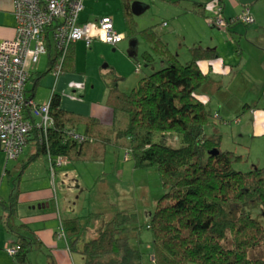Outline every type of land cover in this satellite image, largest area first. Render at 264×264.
Instances as JSON below:
<instances>
[{"label": "trees", "instance_id": "trees-1", "mask_svg": "<svg viewBox=\"0 0 264 264\" xmlns=\"http://www.w3.org/2000/svg\"><path fill=\"white\" fill-rule=\"evenodd\" d=\"M135 1L120 0L127 36L134 34L128 19ZM156 43L161 44L159 39ZM74 49L69 48L62 71H74ZM216 56L215 49L200 47L191 51V59L184 65L171 59L156 70L152 55L143 52L145 65L154 68L129 92L108 90L107 104L114 115L106 129L94 117L63 109L60 95L53 94V124L47 128L34 126L17 159L6 155L7 161H19L21 170L13 180V196L9 200L0 198V204L9 214L15 212L22 174L36 158L47 157L48 169L68 167L75 162L104 160V152L97 155L96 151L111 147L123 151L124 159L133 161L135 169L155 168L166 190L146 225L151 232L152 252H143L124 236L130 230L128 225L138 220L133 213L115 212L97 222L101 226L96 235L88 237L87 233L93 231L87 228L88 222L84 224L82 215L63 218L59 211L56 217L64 231L57 229V237L81 254L83 264H264V257L247 256L250 249L264 244V168L254 163L245 171L235 169L236 163L248 157L223 150L220 138L207 136L208 113L196 95L208 77L200 62ZM136 64L141 71L142 63ZM27 93L26 98L31 99V92ZM24 114L34 125L39 121L27 109ZM80 125L84 131H79ZM233 209L238 211L234 213ZM51 210L50 205L47 211ZM19 225L12 245L18 249L14 261L30 264L29 254L43 242L27 224ZM131 229L137 237L140 226L134 224Z\"/></svg>", "mask_w": 264, "mask_h": 264}, {"label": "rangeland", "instance_id": "rangeland-1", "mask_svg": "<svg viewBox=\"0 0 264 264\" xmlns=\"http://www.w3.org/2000/svg\"><path fill=\"white\" fill-rule=\"evenodd\" d=\"M136 1L148 6L141 14L134 11L129 14V25L134 34L128 33L129 36L116 47L99 40H95L97 43L94 42L90 48L82 41L76 43L74 72L83 77L86 86L70 84L67 95L76 100L86 97V100L99 104L110 88L129 92L140 78L153 70V67L145 65V51L152 55L155 68L159 70L168 65L171 59L184 65L191 59L194 49L213 48L217 56L200 62L201 69L207 72L208 77L207 82L196 92L208 113L205 133L208 137L220 138L223 150H234L248 157L247 161L236 163L235 169L245 171L251 169L254 163L264 168V0H256L245 6L239 0H221L220 3L219 0ZM219 4L224 9L222 14L230 21H219L215 13ZM245 8L249 9L250 22L243 19ZM83 11L82 17L86 19L109 15L119 30L126 31L119 0H87ZM133 39L137 41L136 46L131 44ZM158 39L161 44L156 43ZM138 61L142 63L141 71L136 64ZM46 67L45 59L39 64L38 71ZM52 78L49 71L39 81L38 96L41 92L46 93L43 103L49 101ZM84 89L86 96L81 94ZM83 108L78 106L76 109ZM100 117L104 120L102 128L109 127L106 115ZM79 131H84L82 125ZM103 152L104 160L74 163L78 176L69 177L62 186V189H70L68 196L71 203L68 204L77 215L84 217V224L89 223L87 228L93 233H87L88 237L96 235L98 226H101L97 222H102L117 211L135 214L138 220L128 225L130 230L124 236L130 237V242L137 244L143 252L151 253V232L146 225L150 220V212L155 210L158 200L166 191L158 171L155 168L135 169L133 161L124 159L123 151L111 147L96 151L97 155ZM43 157L40 156L41 159L34 164L32 161L22 176H44L47 169L45 166L44 170L42 164L44 161L47 165L49 163L46 158L42 160ZM58 168L52 166L48 169L53 193L51 207L56 214L61 211V200L57 196L58 183L61 181L58 179ZM62 177L63 180L68 179ZM79 181L80 187L77 184ZM38 182L37 179L29 180L22 183L21 187L31 189ZM233 210L234 213L238 211ZM251 211L257 209L252 208ZM56 221L59 229L58 220L53 219V222ZM134 224L140 226L137 237L132 235ZM14 227H11L13 231L20 230L19 223H15ZM60 231H64L61 224ZM3 252L16 258L17 252L11 255L9 248ZM247 256L253 259L264 257V244L250 249ZM6 261L15 264L10 259Z\"/></svg>", "mask_w": 264, "mask_h": 264}, {"label": "built area", "instance_id": "built-area-1", "mask_svg": "<svg viewBox=\"0 0 264 264\" xmlns=\"http://www.w3.org/2000/svg\"><path fill=\"white\" fill-rule=\"evenodd\" d=\"M83 2L13 0L15 36L0 39V144L10 159L20 156L34 126L47 128L53 124L49 103L37 104L26 98V84L41 57L52 55V68L58 75L68 49L76 41H83L87 47L95 40L115 46L128 37L109 16L80 21ZM248 12L249 9L245 8L243 19L250 22L252 19ZM215 13L223 22L221 6ZM137 65L140 69V64ZM25 101L29 104L26 105ZM27 108H30L31 116L38 118L36 125L26 118L24 110ZM74 137L83 140L80 136ZM62 162L60 159L59 163ZM17 250V247H9L11 255H15Z\"/></svg>", "mask_w": 264, "mask_h": 264}, {"label": "crops", "instance_id": "crops-1", "mask_svg": "<svg viewBox=\"0 0 264 264\" xmlns=\"http://www.w3.org/2000/svg\"><path fill=\"white\" fill-rule=\"evenodd\" d=\"M136 2L137 1H135L133 4H136L139 7V9L142 8V5L145 6L144 7L145 9L148 6V5H145L143 2L139 3L138 5ZM120 5H121V2H120ZM144 10L142 12H144ZM13 12H14L13 0H0V39L13 38L15 36L16 17ZM82 12L79 15L80 21L82 22L92 21L96 19V18L86 19L82 17ZM103 16H109V15H103ZM132 42L135 43L134 46H136L137 41L135 42V40H132ZM76 43L72 45V46H75V48H76ZM113 47H116V46H113ZM51 56L52 55L50 54H45L41 57L40 62L34 68V71L36 72L31 76V78L28 80L26 84V88H25L26 94H28L27 90L30 91L31 99L37 103L42 104L43 103L42 101H46V97H45L46 93L41 92L40 96H38L37 87L40 84L39 83L40 79L44 75H46L49 71H51L53 78H52V82L50 86L51 91H50V95L48 98L49 100L53 94H59L61 97V106L63 109L73 112L75 114H79V115L86 114L91 117H94L98 121L99 120L101 121V122L99 121L101 123V126H104L103 124L104 120L102 119L103 120L102 121L100 119L101 118L100 116L106 115L107 124L108 126H110L113 123V109L109 107V105L107 104V94L105 95L103 102L99 104L98 102L86 100V97L81 98L83 100H76L73 97H69L66 92L67 87L70 84H74V85L84 84L85 85L84 79L82 76H77L78 73L74 71L66 72L68 69H65V68H64V70H66L65 72H62L59 76L56 75L54 73L53 68H51L52 66ZM45 59H46L47 67L42 71H38V69H40L38 68L39 64H41L42 60H45ZM66 59H67V56L65 55V60ZM40 76L41 78L39 80H36ZM35 82L37 85H35L36 86L35 89L32 90ZM81 94H84V96H86L87 95L86 89H84ZM78 106H84V108L82 110L76 109ZM29 154L30 152L26 154L27 158ZM44 158H46V161H48L47 157H43L42 160H44ZM38 159L39 158H36L32 164L37 162ZM18 162L19 161L17 162L7 161L6 153L2 150L1 144H0V198L3 200H9L10 196H13L12 195L13 194V184H14L13 180L19 174L21 169L18 168L17 166L14 167L13 169L12 166H15L16 163ZM45 166H46L47 172L44 174L46 176L44 175V176H29V177L23 176L22 177L21 185H20V193L18 197V203H17V206L15 207L16 209L14 213L9 214V211L0 204V258H1L0 264H10V262L6 261V259H10L11 261H13L14 259L8 256L7 254H4L3 250H7V248H9L10 245H13V242L17 240V235L15 234V231L11 230V227L15 228L14 227L15 223L16 224L18 223L27 224L32 230L36 232V235L43 242L42 247L40 248L36 247L29 254L30 264H46V263L47 264L48 263L49 264H81L82 263L81 254L77 251H72L71 249H69L65 245V242L59 238L60 236L58 235L57 237V233H56V230L58 229L57 221L56 223L53 222V219H57L56 217L57 214L55 213V209L52 208L51 211H47L49 210V204L53 206V200H52L53 193H52V187H51L52 184H51V179H50L51 175H49L48 165L44 161V164H42V167L44 170H45ZM6 169H8V172L6 171ZM10 169L11 171H9ZM16 172H18V174L16 176H12V174ZM57 172L59 174L58 179L61 180L60 182L62 183L61 184L59 182L58 183L59 185L57 187L58 188L57 196L61 200L59 206L61 209L62 217L66 218L72 215L81 216V215H77L74 209H72L70 205L68 204L71 201V199H69V196H68L70 189L69 190L65 188L62 189L64 181H68L69 177L71 176H78V170L76 169L74 165V166H68V167L67 166L60 167L57 169ZM62 176H66L68 177V179L66 178L63 180ZM33 179H37L39 181L37 183L38 184L37 186L35 185V187L31 189H25L21 187L22 183L29 181V180H33ZM77 184L80 187V181ZM5 186H6V189L4 190ZM38 205H41V206L38 207ZM52 224H54V226ZM58 227L60 228L59 221H58Z\"/></svg>", "mask_w": 264, "mask_h": 264}, {"label": "water", "instance_id": "water-1", "mask_svg": "<svg viewBox=\"0 0 264 264\" xmlns=\"http://www.w3.org/2000/svg\"><path fill=\"white\" fill-rule=\"evenodd\" d=\"M256 0H239V2L242 4V5H247V4H251V3H254ZM137 3V2H136ZM139 5V3H137ZM132 9L135 13H141L145 8H141L139 9V7L136 5V4H133L132 6ZM131 44L134 46L135 43L131 42ZM41 205H38V207H40Z\"/></svg>", "mask_w": 264, "mask_h": 264}, {"label": "clouds", "instance_id": "clouds-1", "mask_svg": "<svg viewBox=\"0 0 264 264\" xmlns=\"http://www.w3.org/2000/svg\"><path fill=\"white\" fill-rule=\"evenodd\" d=\"M84 1H85V0H84ZM137 3H141V2H138V1H137ZM83 6H84V2H83ZM83 9H84V7H83ZM209 9L211 10V6H209ZM82 11H83V10H82ZM82 11H81V12H82ZM223 11H224V9H223V7H222V13H223ZM80 14H81V13H80ZM101 17H102V16H101ZM109 17H110V16H109ZM224 17H225V16H224ZM97 19H99V18H97ZM95 20H96V19H95ZM76 42H78V41H76ZM76 42H75V43H76ZM75 43H73V44H75ZM73 44H72V45H73ZM72 45H71V46H72ZM71 46H70V47H71ZM68 50H69V49H68ZM66 55H67V54H66ZM35 72H36V71H33V73H35ZM60 74H61V72H60ZM60 74H58V76H59ZM56 75H57V74H56ZM33 101H34V100H33ZM34 102H35V101H34ZM36 103H37V102H36ZM47 103L50 104V100H49ZM37 104H40V103H37ZM42 104H46V103H42Z\"/></svg>", "mask_w": 264, "mask_h": 264}, {"label": "bare ground", "instance_id": "bare-ground-1", "mask_svg": "<svg viewBox=\"0 0 264 264\" xmlns=\"http://www.w3.org/2000/svg\"><path fill=\"white\" fill-rule=\"evenodd\" d=\"M25 104L28 105L29 102L25 101ZM27 110H29V112H30V108H27ZM30 119H31V118H30ZM31 120H32V119H31Z\"/></svg>", "mask_w": 264, "mask_h": 264}]
</instances>
